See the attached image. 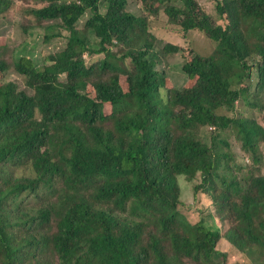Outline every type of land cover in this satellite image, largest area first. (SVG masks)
Instances as JSON below:
<instances>
[{"label":"trees","instance_id":"obj_1","mask_svg":"<svg viewBox=\"0 0 264 264\" xmlns=\"http://www.w3.org/2000/svg\"><path fill=\"white\" fill-rule=\"evenodd\" d=\"M36 1L44 6L18 10L21 32L56 21L44 27L45 41L59 36L49 32L56 26L69 35L42 66L24 56L8 61L0 46V78L13 67L33 91L0 84V175L10 163L30 171L0 177V264H227L220 241L264 261V174L233 173L239 165L221 137L231 131L253 167L264 166L263 124L236 112L264 111V0H216L222 23L194 0H139L150 17L129 12L127 0ZM13 3L0 0V18ZM87 11L86 32L77 24ZM161 11L216 44L184 63L182 88L156 69L149 22ZM205 127L213 129L209 143L199 135ZM198 175L194 194H209L224 232L179 210L176 178ZM41 192L55 196L46 208H22ZM46 222V234L32 233Z\"/></svg>","mask_w":264,"mask_h":264},{"label":"rangeland","instance_id":"obj_2","mask_svg":"<svg viewBox=\"0 0 264 264\" xmlns=\"http://www.w3.org/2000/svg\"><path fill=\"white\" fill-rule=\"evenodd\" d=\"M127 10L136 16H146L150 17L149 14L145 13L143 6L139 0H127ZM202 9L211 16L218 23H222L221 19H218L216 12V0H194ZM37 5L44 6L37 2L36 0H14L12 10L5 18H0V46H2V56L8 61H11L13 58L18 59L19 56L29 57L37 66H42L45 63V59L49 54H52L56 51L64 49L68 39L69 32L64 30L61 27L56 26L50 33H58L59 36L51 39L50 41H45L44 27L55 24L56 21H45L41 25L34 22L31 30L28 34H23L20 30V25L22 22V15L18 13V10L25 5ZM178 6H182L181 4ZM107 10L106 6L101 5V12ZM90 17V12H86L85 15L80 19L77 24V28L85 30V23ZM31 28V29H32ZM149 28L156 36L158 41L156 42L157 52L159 53L157 57L156 69L162 71L166 74L167 78L179 88H182L187 82L186 76L182 73V66L187 60H190L192 54H199L201 56L211 55L215 48L216 44L211 40L206 34L200 31H191L184 33L181 30V27L177 24H173L168 21L166 15L161 11L159 18H150ZM85 32V33H86ZM45 33H47L45 31ZM87 36L90 37L92 45L98 43V38L95 37L94 33H87ZM166 44H173L181 48V51L176 54H164L163 47ZM118 49L117 51H120ZM116 51V50H114ZM98 56L94 58H88V63L93 64L98 61ZM129 66H131L130 61H128ZM123 79V78H122ZM120 79L124 88L126 84L124 79ZM252 89L255 86L256 74L253 75ZM61 80L64 81L65 77H61ZM3 82H13L17 85L18 89L26 91L29 94H32V90L27 87L24 82L23 77L18 74L13 67H10L7 72H5L0 78V84ZM92 91V89H90ZM112 111V107L109 105L105 106L106 114H109ZM236 112L241 113L247 117L254 116L259 120L264 126V111L255 110L252 111L248 107L240 105ZM234 113H231V116H234ZM105 125H111L108 122ZM212 128L205 127L199 130L200 137L206 142L209 143L212 136ZM221 137L226 138L230 142V149L232 154L235 156L232 163L236 162L239 166H234L233 173H237L238 176L242 177L250 174H264V166L261 170L255 169L253 161H250L248 156H246L241 149V143L236 139L234 134L231 131L223 132ZM28 165H20L19 167L14 166L12 163L8 165L10 171L7 175H0L1 183L4 180H11L14 177L23 178L30 176V171L28 170ZM239 168L242 171H237ZM254 168V170L252 169ZM222 172V169L220 170ZM177 183L180 186V202L179 210L184 216L191 222H198L203 220L210 227H220V230L224 232V225L220 222L218 216L216 215L217 207L212 204L209 194L199 192L197 195L194 194V186L202 181L200 175L197 176L193 182L188 181L185 176H178L176 178ZM219 187V186H218ZM55 198L54 195L46 194L41 192L39 195H34L30 197L27 201H24L22 208L24 210H38L41 208H46L51 200ZM55 217L53 216L49 225L52 229L54 227ZM229 222V220L227 221ZM230 223V222H229ZM48 223L36 228V230L31 229L32 233L37 234L38 236L46 234L48 229ZM218 250L225 252L227 254V264H264L263 259L260 254H244L233 247H229L225 241H220L218 244ZM220 260V259H219Z\"/></svg>","mask_w":264,"mask_h":264}]
</instances>
